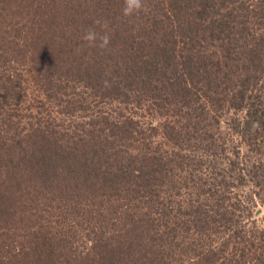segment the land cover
<instances>
[{
	"label": "trees",
	"instance_id": "obj_1",
	"mask_svg": "<svg viewBox=\"0 0 264 264\" xmlns=\"http://www.w3.org/2000/svg\"><path fill=\"white\" fill-rule=\"evenodd\" d=\"M143 3L0 0V264H264V0Z\"/></svg>",
	"mask_w": 264,
	"mask_h": 264
},
{
	"label": "clouds",
	"instance_id": "obj_2",
	"mask_svg": "<svg viewBox=\"0 0 264 264\" xmlns=\"http://www.w3.org/2000/svg\"><path fill=\"white\" fill-rule=\"evenodd\" d=\"M144 9L145 5L143 0H124L122 13L124 16H133L139 14ZM96 24L101 25L105 31L101 33L97 32L94 28H90L83 36V40L86 41L90 47L96 46L102 50L108 49L111 43V37L107 31L109 24L107 21L101 23L99 20L96 21ZM103 83L106 87L109 86L108 81H104Z\"/></svg>",
	"mask_w": 264,
	"mask_h": 264
},
{
	"label": "rangeland",
	"instance_id": "obj_3",
	"mask_svg": "<svg viewBox=\"0 0 264 264\" xmlns=\"http://www.w3.org/2000/svg\"><path fill=\"white\" fill-rule=\"evenodd\" d=\"M220 129H221V131L223 133L225 132V126L223 124H221ZM229 137H232V139H230ZM229 137H228L229 140H231L230 145L233 146L234 148H237L239 150V153L242 156H246L247 155V148L241 142V140L238 137H236V136L230 135ZM228 145H229V142H228ZM256 212H257L256 216L262 218V216L264 215V207L258 206L257 209H256Z\"/></svg>",
	"mask_w": 264,
	"mask_h": 264
}]
</instances>
